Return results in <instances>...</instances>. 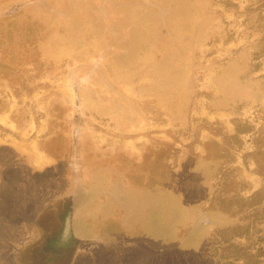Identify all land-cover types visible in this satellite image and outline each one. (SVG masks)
Instances as JSON below:
<instances>
[{
    "label": "rangeland",
    "instance_id": "1",
    "mask_svg": "<svg viewBox=\"0 0 264 264\" xmlns=\"http://www.w3.org/2000/svg\"><path fill=\"white\" fill-rule=\"evenodd\" d=\"M1 147L0 264H264V0H0Z\"/></svg>",
    "mask_w": 264,
    "mask_h": 264
},
{
    "label": "trees",
    "instance_id": "2",
    "mask_svg": "<svg viewBox=\"0 0 264 264\" xmlns=\"http://www.w3.org/2000/svg\"><path fill=\"white\" fill-rule=\"evenodd\" d=\"M236 132L240 133L239 129L236 128ZM7 149L4 147L0 148V153L3 151H6ZM12 159L9 160V164H4L0 162V178L2 181H5V176L9 173H15V174H21L24 176H29L31 174L28 169L22 167L21 163L17 160L19 156L17 154L12 155ZM264 167V166H263ZM35 176H39L38 174H34ZM260 175H263V173H260ZM261 194V191H258L254 194V196ZM254 258V259H253ZM242 261H244L243 264H261L260 256H252V254H244L241 258ZM254 260V261H253Z\"/></svg>",
    "mask_w": 264,
    "mask_h": 264
},
{
    "label": "flooded vegetation",
    "instance_id": "3",
    "mask_svg": "<svg viewBox=\"0 0 264 264\" xmlns=\"http://www.w3.org/2000/svg\"><path fill=\"white\" fill-rule=\"evenodd\" d=\"M71 206L70 205H68L66 208H64V212H62V213H60L59 211H62V210H59L58 212H59V214H58V212H57V210L55 209L54 211H53V216H54V220L57 222V223H59L60 221L61 222H64V226H63V228L61 229V231H60V239H64V238H67V236H68V219H67V215H68V212H70L71 211ZM60 224V223H59ZM59 237L58 238H56L57 240H55V241H57V242H60V240H58L59 239ZM55 239V238H54ZM45 241H46V243L49 245V244H51V239L49 238V237H46L45 239H44ZM61 240V241H62ZM63 243V242H62ZM65 243V242H64ZM63 243V244H64ZM37 246V245H36ZM39 249V247L37 246V248H36V250H38ZM54 252H57V250H54ZM62 256H58L57 254H55V255H50V256H45V255H43V254H40V259H39V261H38V263L37 262H34V264H60V259H62L61 258Z\"/></svg>",
    "mask_w": 264,
    "mask_h": 264
},
{
    "label": "crops",
    "instance_id": "4",
    "mask_svg": "<svg viewBox=\"0 0 264 264\" xmlns=\"http://www.w3.org/2000/svg\"><path fill=\"white\" fill-rule=\"evenodd\" d=\"M78 192H79V191H78ZM78 192L75 191V192H72V193L70 194L71 202H72V207H73V208H74V206L76 205V203H75V202L73 203V201H75V200H76L75 198L78 197V195H79Z\"/></svg>",
    "mask_w": 264,
    "mask_h": 264
}]
</instances>
